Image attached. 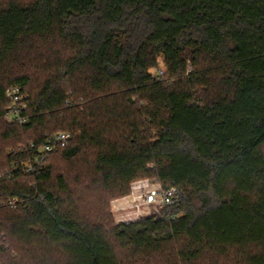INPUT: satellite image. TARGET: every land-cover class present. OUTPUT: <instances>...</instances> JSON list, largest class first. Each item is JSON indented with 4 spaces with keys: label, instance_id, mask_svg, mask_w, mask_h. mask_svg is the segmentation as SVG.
<instances>
[{
    "label": "trees",
    "instance_id": "1",
    "mask_svg": "<svg viewBox=\"0 0 264 264\" xmlns=\"http://www.w3.org/2000/svg\"><path fill=\"white\" fill-rule=\"evenodd\" d=\"M142 180L178 199L117 223ZM0 264H264V0H0Z\"/></svg>",
    "mask_w": 264,
    "mask_h": 264
},
{
    "label": "built area",
    "instance_id": "2",
    "mask_svg": "<svg viewBox=\"0 0 264 264\" xmlns=\"http://www.w3.org/2000/svg\"><path fill=\"white\" fill-rule=\"evenodd\" d=\"M164 72L165 70L163 68H159L154 75L158 78H162L164 76ZM5 99L7 102L5 109L6 120L20 126L27 125L29 123V116L25 114L27 104L21 88L18 86L9 88L6 91ZM71 139L72 134L70 132H58L50 136L46 144L43 146H37L34 142L21 145L19 147V151L26 153L28 156L27 161L25 162V172L28 174H34L37 170V166L35 164L39 165L49 156V154L66 147ZM139 194L140 199H142L140 203L136 200L137 195ZM178 196L179 190L175 187L166 189L158 182L142 180L135 182L132 185L131 194L123 200L126 202L122 201L123 203L114 205L113 208L116 209L119 207L118 210L122 212L129 208L136 210V213H134L131 218L128 216L130 218L129 222H134L143 217L159 214L160 211L155 209L173 205L178 199ZM16 203V200L11 199L6 203L4 202L3 205L15 208ZM120 205L123 206L121 207Z\"/></svg>",
    "mask_w": 264,
    "mask_h": 264
},
{
    "label": "rangeland",
    "instance_id": "3",
    "mask_svg": "<svg viewBox=\"0 0 264 264\" xmlns=\"http://www.w3.org/2000/svg\"><path fill=\"white\" fill-rule=\"evenodd\" d=\"M159 68H163L164 70H166L165 65H164V63L162 62V60L160 61V66H159ZM153 73H155V71H153ZM26 143H27V142H26ZM64 168H65V167H64ZM153 184H155V183H153ZM141 193H142V192H141ZM135 197H136V196H135ZM123 200H124V198H122V199H118V200L113 201V202L111 203L112 212H113V214H114V217H115V220L117 221V223H119V221H124V220H125L124 222H129L131 216H133L134 213H136V210H134V209H132V208L126 209V210L123 211V212L118 210L119 207L116 208V209L113 208L114 205H117V204H121V203H123V202H126V201H123ZM136 200H137V202H139V203L142 201V199H140V194L137 195ZM122 201H123V202H122ZM124 204H125V203H124ZM120 206L122 207L123 205H120ZM155 210L160 211V208L155 209ZM118 211H119V212H118ZM128 216H130V218H129Z\"/></svg>",
    "mask_w": 264,
    "mask_h": 264
},
{
    "label": "crops",
    "instance_id": "4",
    "mask_svg": "<svg viewBox=\"0 0 264 264\" xmlns=\"http://www.w3.org/2000/svg\"><path fill=\"white\" fill-rule=\"evenodd\" d=\"M119 212V211H118Z\"/></svg>",
    "mask_w": 264,
    "mask_h": 264
}]
</instances>
